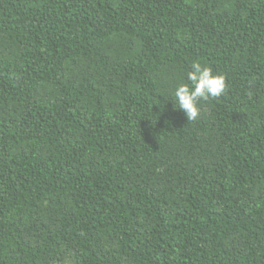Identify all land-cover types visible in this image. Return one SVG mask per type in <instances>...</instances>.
<instances>
[{
	"label": "trees",
	"instance_id": "obj_1",
	"mask_svg": "<svg viewBox=\"0 0 264 264\" xmlns=\"http://www.w3.org/2000/svg\"><path fill=\"white\" fill-rule=\"evenodd\" d=\"M0 264H264V0H0Z\"/></svg>",
	"mask_w": 264,
	"mask_h": 264
},
{
	"label": "clouds",
	"instance_id": "obj_2",
	"mask_svg": "<svg viewBox=\"0 0 264 264\" xmlns=\"http://www.w3.org/2000/svg\"><path fill=\"white\" fill-rule=\"evenodd\" d=\"M191 67L192 71L187 73L190 84H180L173 92L176 109H182L187 120L199 116L200 100L219 97L226 89L223 75H214L210 67H202L199 62H194Z\"/></svg>",
	"mask_w": 264,
	"mask_h": 264
}]
</instances>
